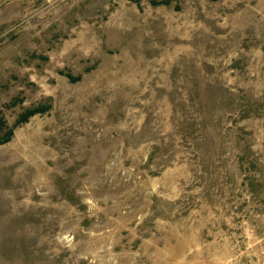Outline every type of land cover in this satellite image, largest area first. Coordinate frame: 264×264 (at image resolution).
Returning <instances> with one entry per match:
<instances>
[{
	"label": "rangeland",
	"instance_id": "1",
	"mask_svg": "<svg viewBox=\"0 0 264 264\" xmlns=\"http://www.w3.org/2000/svg\"><path fill=\"white\" fill-rule=\"evenodd\" d=\"M0 264H264V0H0Z\"/></svg>",
	"mask_w": 264,
	"mask_h": 264
}]
</instances>
